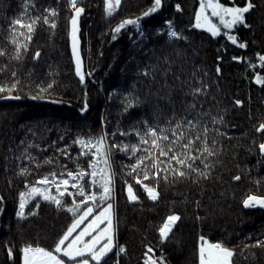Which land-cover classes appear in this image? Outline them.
Here are the masks:
<instances>
[{
	"label": "trees",
	"instance_id": "obj_1",
	"mask_svg": "<svg viewBox=\"0 0 264 264\" xmlns=\"http://www.w3.org/2000/svg\"><path fill=\"white\" fill-rule=\"evenodd\" d=\"M217 2L244 7L247 0ZM251 2L255 7L245 13L248 27L237 24L225 28L214 17L211 22L218 33L212 35L195 24V13L202 0H162L161 7L147 17L142 14L153 6L154 0H121L112 16L106 15L104 0H79L77 7L84 9L78 18L76 33L85 63L82 82L74 73L69 53L70 18L74 10L68 0H0V50L7 53L0 56V67H5L0 72V84L13 83V71L21 81L11 93L20 99L0 98V197L3 198L0 203V264H22V249L26 245L53 250L72 224L75 217L66 209L72 206L73 199L81 201L83 197L68 195L77 191L70 186L61 197L62 208L38 200L28 204L24 219L18 218L16 211L20 193L27 191L26 184L31 186L52 172L66 174L81 168L91 172L88 163L90 160L95 163V160L91 153L80 155L82 149L74 143L77 138L87 140L104 135L109 145L137 144L145 149L150 145L139 144L134 128L138 127L143 133L148 124L168 126L166 118L171 116V107L150 95L158 86L151 83L150 77L138 74L149 70L150 65L167 67L163 63L165 57L175 62L173 72L182 80L199 70L198 78L211 86L204 110H210L211 116H223V124H212L211 116L204 118L210 129L208 146L212 147L213 139L217 141V155L206 160L201 156V160L213 165L211 178L193 183L197 179L195 173L186 178L173 177L162 171L166 166L162 164L157 177L143 181L159 192V199L153 201L143 186L136 183L143 173L128 174L132 170L126 166L135 164L136 158L131 157L130 152L113 150L111 171L115 175L109 202L114 211L115 248L103 264H145L148 256L157 261L163 257L166 264H198L201 235L210 243L224 242L229 248H235L236 264H264V248L243 247L264 240V208L242 206L248 195L264 196V156L258 149L259 143L264 142V133L255 131L264 123V84L257 83L258 77L264 79V66L259 60V55H264V0ZM45 9L57 12L55 17H50L55 21V28L43 22V17L48 15ZM21 15H25L26 23L36 17L40 19L34 25L30 42L17 34L21 44H28L27 51L21 49L23 59L17 61L12 59L16 47L10 42V23ZM137 17H141L139 27L144 32L139 40H136L138 33L134 25H127L115 34V40L112 39L115 27L126 19ZM167 21L172 22L173 30L183 39L168 37ZM26 31L18 29V32ZM229 36L236 37L237 44H233ZM239 43L247 47L240 48ZM37 51L41 55L33 59ZM155 78L163 83L164 78L159 73ZM167 82L178 84L172 75L167 77ZM49 83H53V87L44 92L36 87L42 84L47 88ZM192 83L195 84L196 79ZM8 95L7 91L0 93V97ZM33 96L43 98L32 99ZM137 98L144 103L135 106ZM129 100L134 106L126 112L125 104ZM173 100L176 112L187 115L181 100L190 102V98L177 92ZM236 100H240L241 105H236ZM85 104L87 109L82 111ZM157 112L161 113L159 118L154 114ZM216 129L224 135H218ZM120 132L128 135L122 136ZM169 136L174 139L170 133ZM29 144L38 147H28ZM201 146L197 141L194 149ZM29 155L35 160H29ZM145 155L144 151L137 153V157ZM193 155L200 153L193 151ZM49 158L52 163H44ZM201 160H196L195 166L204 170ZM145 164L151 177L156 170L152 169L150 160ZM172 166L179 167L175 161ZM98 167L104 165L101 163ZM22 168H28V174L19 175ZM235 175H240L241 179L233 180ZM91 179L90 175L86 176L80 183L87 186ZM129 185L138 200L129 201ZM51 188L58 195L56 188ZM63 188L61 185V190ZM92 190L98 194L101 191L99 188ZM84 207L82 204L81 208ZM100 210L97 208L94 214ZM32 212L36 214H29ZM171 214L181 219L162 243L159 228ZM120 246L125 249L123 253H119ZM149 247L153 252L146 256ZM9 249H12L11 256ZM61 258L65 264H74V261Z\"/></svg>",
	"mask_w": 264,
	"mask_h": 264
},
{
	"label": "snow or ice",
	"instance_id": "obj_2",
	"mask_svg": "<svg viewBox=\"0 0 264 264\" xmlns=\"http://www.w3.org/2000/svg\"><path fill=\"white\" fill-rule=\"evenodd\" d=\"M79 0H68L69 6L74 10V14L70 18L72 38H73V55L76 58V74L80 76L81 81L84 80V75L81 72V64L79 60V53L77 51V40L76 33L78 32V18L83 13L84 9L82 7H77ZM105 3V12L107 16H112L116 8L119 7L121 0H104ZM162 4V0H154L153 6L145 11L142 15L147 17L152 13L156 12ZM255 5L251 0H247V3L244 7H225L217 0H207V3H204L202 0L201 11L197 12L196 27H200V18L202 13L206 8H211L212 16L219 17L221 23L225 28H231L237 24H244L246 27L248 25L245 22V13H248ZM177 10H179V5H177ZM45 12L48 15L43 17V22L50 25V27L55 28L56 24L54 20H50V17H55L57 12L52 9H45ZM26 15V13H25ZM25 15H21L13 19L10 23V33H11V43L15 44L16 50L15 55L12 57L14 60H22L23 56L21 54V49L24 51L28 50V44H21L17 40V34L23 36L28 42L31 41V34L34 31V25L40 19L36 17L30 22H25ZM225 17H230L231 19H225ZM141 17L136 19H126L122 21L117 27L113 29L112 39H116V33H120L122 29H125L127 25H134L137 28V33L140 36L144 35L143 30L139 27V20ZM167 35L169 38H179L183 39L179 33L173 30L172 22L167 21ZM18 29H26L25 32H18ZM208 30L212 32L213 35H217L218 30L211 21H208ZM159 31V30H158ZM233 44H237V39L234 36L228 37ZM238 47L246 48L245 43H239ZM7 53L3 50H0V56H5ZM41 53L37 51L33 59H38ZM179 55V53H177ZM233 59H239L233 57ZM259 60L261 61L262 66H264V55H259ZM164 64L168 65L165 68H161L159 65H150L149 70L143 71L142 74L145 77L151 78V83L156 84L157 91L150 93L154 96L157 101H165L171 107V116L167 117V127L152 126L148 124L147 121L143 123L148 124L143 133L140 132L139 128H134L137 135L139 136V144L150 145V148L140 149L137 144L127 145V144H116L107 143V139L104 135H101L96 138L89 137L87 140L82 138H77L74 143L80 145L82 151L80 152L81 156H88L91 153L92 159L95 160L93 163L91 160L88 163V169H91V172L86 171L81 168L79 171H67L65 173H55L52 172L49 175H46L36 181L35 184L29 186L28 184L25 187L28 189L27 192L20 193V202L18 210L16 211V216L20 219L25 218V205L30 199H33L39 196L45 201L54 203L57 208L64 207L61 197L68 192V186L77 189L76 193H68V195H78L83 197V200L76 201L73 199L72 206L68 207L66 210L73 214L75 217L73 223L63 232V235L55 243L53 250H47L40 246L26 245L22 249L23 253V264H65V261L61 258L67 257L69 260L74 261V264H103L105 259L108 257L109 253L113 251L115 247L114 243V211L113 204L109 201L113 196V177L115 173L111 171L112 168V154L113 150H118L125 153H131V157L136 158V163L127 165L126 167L131 168L132 173L139 174L143 173L142 179L137 178L136 183L141 184L148 195V198L157 201L159 199V192L155 186H148L143 184V181L155 178L159 175L161 171L160 165L165 164L166 166L162 171L167 172L169 175L177 178H186L192 173L196 174L197 179L193 180V183H198L200 179L207 180L211 178V168L212 164L205 163L204 160L209 156L217 155L218 152L215 149L217 141L212 140V147H209L207 144L208 133L210 129L207 127V122L205 117L211 116V111L204 110V105L208 102V90L210 85L204 80L198 78L199 70H194L190 77L186 80H182L180 75H177L173 72L172 64L174 61L169 60L168 57L164 58ZM5 67H0V72H3ZM183 71V69H181ZM217 75L220 73V68L216 69ZM156 73H159L162 78H164L163 83L156 80ZM13 77V83L11 84H0V93L8 92L7 97H0L2 99H20L19 96H12L11 93L14 92L21 84V81L17 77V72L13 71L11 73ZM169 75L173 76L174 81L178 82L177 85H170L167 82V77ZM207 76V73H204ZM196 79V83L193 84L192 80ZM257 83L264 84V79L257 78ZM41 92L47 91L53 87V83H49L47 88L43 85L36 86ZM187 88V91H185ZM164 94H161V93ZM177 92L183 93L184 97H189L190 102L187 100H181V103L184 105V113L187 115H180L175 110V101L173 100V95ZM43 98L39 96H33L32 99ZM127 99V98H126ZM213 100H216V97H212ZM55 102V101H54ZM135 106H139L144 101L139 100L138 98L134 101ZM240 100H236V105H241ZM218 106L219 101H216ZM134 106L133 101L129 100L125 104V111ZM159 108V104L156 105ZM87 109V104L83 110ZM157 118H159L160 112L154 113ZM191 117V118H189ZM212 124H223V116H211ZM257 133H264V123H260L259 127L255 128ZM218 135L223 136L224 133H221L219 129H216ZM171 137L174 139H170ZM120 135H128L127 132H120ZM115 135V134H113ZM147 137V138H146ZM203 138V139H202ZM197 141L201 142V148L194 149V145ZM21 143H24L21 141ZM28 147H38V145L29 144ZM177 148L182 149L178 151ZM87 149V151H84ZM94 149V151H93ZM155 150L153 152L152 150ZM259 154L264 156V142L259 143L258 145ZM64 153L65 150H60ZM144 151L147 153L145 156L137 157V153ZM193 151L199 152L200 155H193ZM158 153V155L156 154ZM206 154V155H205ZM201 156H204V160H201ZM160 157L167 158L166 160H161ZM29 160H35V157L31 155L28 156ZM151 161L152 169L156 171L152 172L150 177L149 169L145 164V161ZM201 160V163L204 165V170L197 168L195 166V161ZM175 161V164L179 167H173L172 162ZM259 162V161H258ZM44 163H52L51 158L44 161ZM103 164V168H99V164ZM39 162L37 167H39ZM28 168H22L19 175L28 174ZM66 175L67 178H64ZM91 176L92 179L90 183L86 186L85 184L80 183L84 180L86 176ZM167 179V177H165ZM233 180L239 181L241 179L240 175H235L232 177ZM37 185H44L45 187H37ZM61 185H64L63 190H61ZM54 186L58 195H52L50 192V187ZM99 188L101 191L99 194L90 189ZM128 199L129 201H136L138 197L133 193L132 186H128ZM3 198L0 197V203H2ZM91 202V203H89ZM85 205L82 209L81 205ZM243 206L245 208L251 207H260L264 208V196L257 195H248L246 199L243 200ZM39 207V204H37ZM97 208H100L98 214L94 215V212ZM2 210V209H0ZM35 215V212L29 213ZM79 214V215H78ZM93 216L92 220L74 237L70 242L66 244V241H69L70 237H73V233L81 224L89 217ZM181 217L176 214L169 215L164 221L163 225L159 228V234L161 242L163 243L172 232L173 227L176 222L179 221ZM105 225L101 227V225ZM95 233V234H93ZM85 237H91L90 239H85ZM200 245H199V264H236L234 257L236 256L235 248H229L224 244V242L210 243L205 239L204 236H200ZM240 247V246H237ZM243 247H258L264 248V240H257L254 245H244ZM125 251L123 246L119 247V253ZM153 249L151 247L147 248L145 253L148 256V253H152ZM118 253V254H119ZM59 254V255H58ZM241 254H243L241 252ZM12 255V249H9V256ZM77 258H80L77 260ZM118 264V262H117ZM145 264H166L163 257L153 258L148 256V259L145 261Z\"/></svg>",
	"mask_w": 264,
	"mask_h": 264
},
{
	"label": "rangeland",
	"instance_id": "obj_3",
	"mask_svg": "<svg viewBox=\"0 0 264 264\" xmlns=\"http://www.w3.org/2000/svg\"><path fill=\"white\" fill-rule=\"evenodd\" d=\"M207 3V2H206ZM222 5H224L225 7H233V6H228V5H226V4H222ZM201 11V5L198 7V9H197V11H196V13L195 14H197V12H200ZM217 18V20L219 21V22H221L220 21V19H219V17H216V16H212V10H211V8H206L205 10H204V12L202 13V15H201V18H200V27H198L199 29H201V30H204V31H206V32H208V33H210V34H212V32L211 31H209L208 30V21H211L213 18ZM225 19H231L230 17H225ZM212 23V22H211ZM195 24H197V19H196V16H195ZM166 26H167V23L165 24ZM168 27V26H167ZM213 35V34H212ZM139 38H140V35L138 34L137 35V38H136V40H139ZM135 40V41H136ZM82 54V53H81ZM82 60H83V58H82ZM84 63V62H83ZM84 69H85V63H84ZM84 69H83V71H84ZM82 71V72H83ZM37 187H41V188H43V187H45L44 185H37ZM27 191H28V189H27ZM27 191H25V192H27ZM50 192H51V194L52 195H56L55 194V189H52L51 187H50ZM38 200H40V201H45V200H43V199H41L39 196H37V197H35V198H33V199H30L29 201H28V203L25 205V209L28 207V204L29 203H31V202H35V201H37L38 202ZM19 202H20V198H19V201H18V204H17V206L19 207ZM46 202H49V201H46ZM25 209H24V211H25ZM99 212H97V214H98ZM95 215V214H94ZM92 218H93V216H89L85 221H84V223L83 224H81L80 225V227L79 228H77L76 229V231L73 233V237H70L69 238V241H66V244H65V246L67 245V243L68 242H70V240L72 239V238H74L91 220H92ZM73 223V222H72ZM114 225H115V223H114ZM105 225H101V227H104ZM115 232V231H114ZM93 234H95V233H93ZM91 237H85V239L87 240V239H90ZM114 243H115V234H114ZM199 244H200V242H199ZM199 244H198V247H199ZM35 247V246H34ZM115 248V247H114ZM113 248V249H114ZM23 254V253H22ZM59 255V254H58ZM61 257H63V256H61ZM64 258H67V257H64ZM198 258H199V254H198ZM68 259V258H67ZM91 263H94V262H91ZM197 263H198V261H197ZM22 264H23V257H22ZM199 264V263H198Z\"/></svg>",
	"mask_w": 264,
	"mask_h": 264
},
{
	"label": "water",
	"instance_id": "obj_4",
	"mask_svg": "<svg viewBox=\"0 0 264 264\" xmlns=\"http://www.w3.org/2000/svg\"><path fill=\"white\" fill-rule=\"evenodd\" d=\"M76 40H77V51L79 53V60H80V64H81V72L83 71L84 69V63H83V60H82V52H81V41L78 39V37L76 36ZM69 53L71 55V63H73V67H74V73L76 74V64H77V61H76V58L74 57L73 55V38L71 36V38L69 39ZM243 206V205H242ZM244 207V206H243ZM255 208V207H254ZM256 208H260V207H256ZM262 209V208H260Z\"/></svg>",
	"mask_w": 264,
	"mask_h": 264
},
{
	"label": "crops",
	"instance_id": "obj_5",
	"mask_svg": "<svg viewBox=\"0 0 264 264\" xmlns=\"http://www.w3.org/2000/svg\"><path fill=\"white\" fill-rule=\"evenodd\" d=\"M200 245V244H199ZM198 250H199V247H198ZM199 252V251H198ZM198 263H199V258H198Z\"/></svg>",
	"mask_w": 264,
	"mask_h": 264
}]
</instances>
